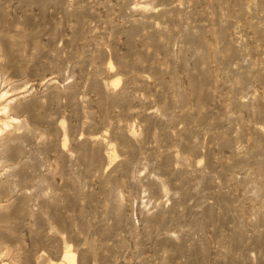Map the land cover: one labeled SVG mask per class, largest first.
Wrapping results in <instances>:
<instances>
[{
  "label": "rangeland",
  "instance_id": "obj_1",
  "mask_svg": "<svg viewBox=\"0 0 264 264\" xmlns=\"http://www.w3.org/2000/svg\"><path fill=\"white\" fill-rule=\"evenodd\" d=\"M0 130V264H264V0H0Z\"/></svg>",
  "mask_w": 264,
  "mask_h": 264
},
{
  "label": "bare ground",
  "instance_id": "obj_2",
  "mask_svg": "<svg viewBox=\"0 0 264 264\" xmlns=\"http://www.w3.org/2000/svg\"><path fill=\"white\" fill-rule=\"evenodd\" d=\"M5 125H6V124H5ZM5 125H4V126H5ZM1 130H2V129H1ZM1 130H0V131H1ZM65 257L71 261L70 264H75L74 257H73L72 255H71V256H70V255H66ZM69 260H68V261H69Z\"/></svg>",
  "mask_w": 264,
  "mask_h": 264
}]
</instances>
